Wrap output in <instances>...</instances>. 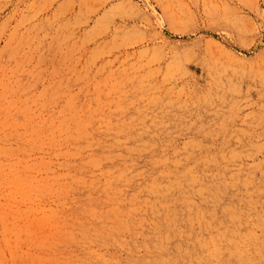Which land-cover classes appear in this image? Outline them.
Here are the masks:
<instances>
[{
	"label": "rangeland",
	"instance_id": "374dc122",
	"mask_svg": "<svg viewBox=\"0 0 264 264\" xmlns=\"http://www.w3.org/2000/svg\"><path fill=\"white\" fill-rule=\"evenodd\" d=\"M0 264H264V0H0Z\"/></svg>",
	"mask_w": 264,
	"mask_h": 264
},
{
	"label": "bare ground",
	"instance_id": "6f19581e",
	"mask_svg": "<svg viewBox=\"0 0 264 264\" xmlns=\"http://www.w3.org/2000/svg\"><path fill=\"white\" fill-rule=\"evenodd\" d=\"M172 170H173V168H168L165 172L168 174V173H171ZM184 172H185V171H184ZM166 216H167V215H166ZM167 217H169V216H167ZM186 219L189 220L190 217H189V216H186ZM192 221H193V220H192ZM219 245H221V244H218V246H219ZM219 249H221V248H219Z\"/></svg>",
	"mask_w": 264,
	"mask_h": 264
}]
</instances>
